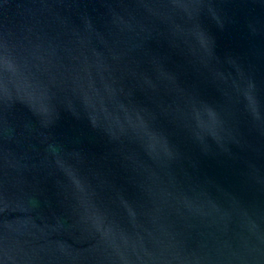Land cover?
<instances>
[{
    "label": "water",
    "instance_id": "water-1",
    "mask_svg": "<svg viewBox=\"0 0 264 264\" xmlns=\"http://www.w3.org/2000/svg\"><path fill=\"white\" fill-rule=\"evenodd\" d=\"M0 264H264V0H0Z\"/></svg>",
    "mask_w": 264,
    "mask_h": 264
}]
</instances>
